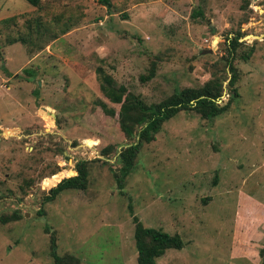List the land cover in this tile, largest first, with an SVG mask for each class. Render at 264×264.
<instances>
[{"label":"rangeland","instance_id":"374dc122","mask_svg":"<svg viewBox=\"0 0 264 264\" xmlns=\"http://www.w3.org/2000/svg\"><path fill=\"white\" fill-rule=\"evenodd\" d=\"M237 33L232 99L227 38ZM98 66L147 103L220 78L227 107L166 120L121 191L117 154L133 141ZM80 160L86 188L45 200ZM130 207L183 240L155 264H264V0H0V264H50L52 234L79 264H136Z\"/></svg>","mask_w":264,"mask_h":264},{"label":"trees","instance_id":"16d2710c","mask_svg":"<svg viewBox=\"0 0 264 264\" xmlns=\"http://www.w3.org/2000/svg\"><path fill=\"white\" fill-rule=\"evenodd\" d=\"M32 6H39L41 0H25ZM107 6H110V0H100ZM247 1V0H245ZM201 15V12H197ZM11 18H5L3 21L8 22ZM241 33H237L235 37L227 38V67L230 77L228 86L234 92L232 99L237 96L236 89L233 87L238 78V72L233 65L236 46L239 45L238 39ZM253 46L249 47V51L240 55L244 60L248 59L252 54ZM155 61H152L148 74L140 76L142 81L150 79L155 74ZM28 75L33 73L28 68H23ZM97 75L99 79V87L104 96L113 104H119L118 125L123 136L133 142L122 147L118 154L117 160L120 163L118 170L114 169V177L118 188L122 191L125 179L129 175L135 163V158L143 145L155 139L163 123L169 118L176 115L181 110L193 109L206 119H212L226 110L227 104L219 105L223 94V82L220 78L207 80L200 88L184 87L175 88L173 92L159 102L147 103L139 94L128 91L124 85H117L114 78L108 74L101 66H98ZM97 104L102 111L110 116L115 115V109L109 107L104 101L98 100ZM111 146L104 148L103 152H108ZM76 174L71 172L60 175L50 185L58 184L52 187L49 194L45 196V200H53L59 193L67 189H85L87 186V177L89 175L88 162L77 161L75 163ZM54 173V172H53ZM134 222V241L136 248V264H155L158 257L163 255L167 249H181L184 245L181 236L178 233L170 234L158 228L144 226L143 223L133 214ZM19 215L14 212L10 217L2 218L3 222L9 219H17ZM50 255L52 262L50 264H79V259L72 254H58L55 236L52 234L49 239ZM264 247L261 253L263 254Z\"/></svg>","mask_w":264,"mask_h":264},{"label":"water","instance_id":"95a60500","mask_svg":"<svg viewBox=\"0 0 264 264\" xmlns=\"http://www.w3.org/2000/svg\"><path fill=\"white\" fill-rule=\"evenodd\" d=\"M206 51H208V52H211V49H209V50H206Z\"/></svg>","mask_w":264,"mask_h":264}]
</instances>
